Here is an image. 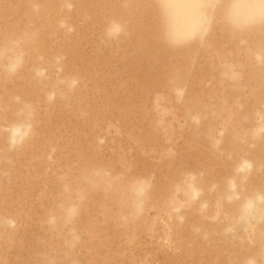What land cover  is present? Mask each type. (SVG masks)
I'll return each mask as SVG.
<instances>
[{
  "label": "bare ground",
  "instance_id": "1",
  "mask_svg": "<svg viewBox=\"0 0 264 264\" xmlns=\"http://www.w3.org/2000/svg\"><path fill=\"white\" fill-rule=\"evenodd\" d=\"M18 39L23 66L0 68V264H264V220L236 221L242 198L264 191V136L251 135L264 124V27L235 33L217 14L203 42L172 48L156 0H0V44ZM93 165L151 176L153 189L127 223L121 194L92 193L69 249L47 216L58 178ZM186 173L202 190L194 203L175 191Z\"/></svg>",
  "mask_w": 264,
  "mask_h": 264
},
{
  "label": "clouds",
  "instance_id": "2",
  "mask_svg": "<svg viewBox=\"0 0 264 264\" xmlns=\"http://www.w3.org/2000/svg\"><path fill=\"white\" fill-rule=\"evenodd\" d=\"M156 4L161 19L163 39L172 48L185 47L197 41L203 42L210 32L217 14L235 33L264 27V0H156ZM63 26L64 24L61 22V27ZM71 30L69 29V31ZM122 31V25L112 22L106 29L105 35L114 39ZM21 43L22 39H18L0 44V68L9 74H15L23 66L24 52L20 47ZM59 59H63V57ZM255 59L258 63L264 62V50L257 51ZM37 75L43 76L44 73L41 71ZM225 76L231 80L239 79V73L231 69L225 73ZM76 83L77 80L71 78L68 82L69 90L74 89ZM54 99L55 93L49 92L47 100L51 102ZM251 135L254 139L264 136V124L254 127ZM19 142L20 139L17 137L13 141V146ZM216 144L218 145L219 141ZM253 168L254 165L250 161L238 168L237 172L241 177L240 184L247 181ZM58 179L60 191L54 208L49 211L46 223L53 231L58 227L67 230L65 245L69 249H75L81 241L76 225L82 209L92 193L121 194L127 202V210L126 214L120 215V219L127 223L130 220L139 219L143 215L153 189V177L151 176L128 177L102 165H93L84 169L76 180L71 179L68 174H63ZM185 188L188 189L187 192L183 191ZM175 191L183 192L190 203H194L202 194L194 173H186L175 186ZM239 191L240 187L233 178L230 181L227 201L231 203L240 199L237 195ZM169 203L175 205L177 202L173 197ZM204 207L206 205L202 204L201 208ZM252 220H264V191H254L244 196L239 204L237 223H248ZM7 223L10 227L14 224L11 220ZM226 231H232V229L229 228ZM261 258L264 259V256ZM73 264L76 262L73 261ZM244 264H259V262L256 256H250L244 261Z\"/></svg>",
  "mask_w": 264,
  "mask_h": 264
}]
</instances>
